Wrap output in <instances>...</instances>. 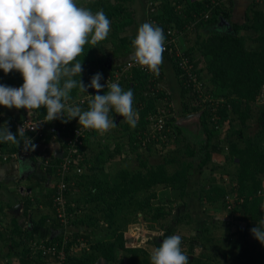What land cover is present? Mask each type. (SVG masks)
Listing matches in <instances>:
<instances>
[{
    "label": "trees",
    "instance_id": "obj_1",
    "mask_svg": "<svg viewBox=\"0 0 264 264\" xmlns=\"http://www.w3.org/2000/svg\"><path fill=\"white\" fill-rule=\"evenodd\" d=\"M143 1L146 4V8L143 9L142 13H140L138 5H134V0L83 1L84 7L91 9L93 13L103 9L111 21V31L106 40L96 45H86L84 53L80 57H77L78 60L82 61L83 71L80 79L85 85H88L91 82L88 76L90 73L92 76L97 74L100 70L110 73L111 70L121 67L122 63L133 56L134 48L132 47V40L137 33L120 34L121 32H125L129 26L137 24L139 26L145 22H153L160 26L165 33L169 28L179 31L196 20L197 16H200L205 11L211 10L210 17L208 19H202L201 22L193 28L192 32H195L194 44L186 43L187 36L190 33L183 34L178 40L180 41L181 50L184 52L183 57L185 60H188L187 67L180 64L181 57L165 50L163 53V64L160 66L159 72H162V78L165 61L172 64L175 76L180 84V93L178 94V98H173L172 94H170V98L172 101L174 99H180V110L182 113L196 112L206 105L204 103L202 104L200 100H196L199 97V93L189 92V89L192 91V88L190 87L188 89L186 87L184 83V79L186 78L183 76L186 75L187 70H191L200 80L205 81V92L210 94L212 98H223V100H219L215 103L209 102L208 106L210 110L209 112L205 111L203 115L202 123L208 136V143L203 160H201L200 163V168H203L211 159L212 152H222L225 147H228L230 149V155L237 159L235 176L238 182L237 186L231 187V190L227 189L223 180L216 183L212 182L211 186L204 191L206 193L205 200L212 204L221 202L222 209H227L229 206L227 197L229 194H234V192H236L237 196H235V201L237 204L239 203V207L242 208L241 210L244 215L242 219H245L247 222L253 221L257 223L264 218V210L261 208L264 203V101L261 102L259 99L260 94L264 90V8H262L258 2H254L246 10L245 21L239 23L235 22L232 18V0H230V5L222 2L223 0H215L216 3L213 4L212 0H174L176 1L175 3L173 0ZM148 1L155 2L157 6L155 11L150 12ZM179 5L181 6L180 8ZM140 16H142V18ZM139 17L143 19V22H138ZM221 18L228 20L231 25L227 33L215 32L214 30V28L218 29ZM202 28H206L210 31L207 36L205 35L206 33L201 32ZM242 31H250V33L247 35L241 34ZM164 35L165 37L167 36V34ZM249 38L256 40L259 45L253 46L251 49L248 48L247 41ZM108 42L111 43L113 50L107 54L99 55V51H102L101 45ZM109 56L112 57V65L110 68L106 67L104 64V60ZM132 74V79L127 82L125 88L126 90L132 89L134 92L133 105L139 117L133 129H131L130 125L126 122L120 124L123 129H127V131H123V135H129L130 146L136 150L143 146L142 143L147 141L145 138V130L150 125L148 117L152 114H158L160 106H158L157 102L163 100L166 91L157 93L155 96H150L152 91L149 90L148 85H156L154 75L150 71L140 68H135ZM158 75L156 74V76ZM75 79H78V77H75ZM150 80L152 81L151 83ZM0 84L10 87L15 85L21 87L23 78L20 73L16 71L5 74L0 70ZM107 90L108 89L104 87L99 94L103 95ZM97 94L98 93L95 91L94 95ZM80 95H82V92L78 89H73L70 93L71 101L76 100V97ZM194 101H198L199 104H194ZM76 104L80 106V99L76 100ZM80 107L83 110H87L88 101ZM214 107H216L215 112L212 110ZM20 110L23 111V114L16 117L17 119H23L26 116L32 117L33 115L29 116L26 109ZM173 111L175 110L173 109ZM32 112L34 114L36 113L39 118L46 117V109L44 108L32 110ZM112 115L116 116V113L111 111L110 117ZM214 115H218L216 123L212 122L211 117ZM177 118L178 116L173 112V116L168 121V124L172 125L175 130H173L174 132H165L166 139L164 140L167 142L173 140V135L176 136L175 138L181 135V130L175 123ZM252 120L257 121L259 130L253 137H245L243 127L249 125ZM55 121H57L61 129H65L64 127L66 126L69 136L73 135L74 128L80 126L78 118L73 120V122L70 121L67 123H63L60 119ZM6 122L10 131L16 134L17 129L14 123L3 120L0 121V125H4ZM226 125L228 126L227 128ZM47 134H49V132H46V135ZM234 134L237 136L236 139H232ZM97 135L98 132L92 131L87 132L85 136L80 138L82 143L78 144L80 153L76 156V159H79L78 164L83 167V169L88 168L91 163H94L93 168L95 169V165L98 163L104 162L108 158L113 160L117 157V154L122 153L120 152V141L117 142L118 145L115 150L108 151L105 145L98 147L97 141H93V138ZM62 137H64V135H62ZM62 143L64 145V141H62ZM17 147L18 146L10 142L0 143V152L10 153L15 151ZM97 148H101V150H99V155L94 157L93 150ZM186 149L189 150L187 154L194 155L195 150L192 149L190 145H186ZM80 154L82 158H79ZM54 160L60 163L62 158L56 156ZM141 161L142 166H147V162ZM172 161H175V159L168 160V163ZM192 167L193 163L191 161L184 160L181 162V168L173 173H170L167 164L163 163L154 167L151 166L146 173L141 170H130L129 167L120 168L117 184L110 190L111 193H114L118 189L120 193L114 201H109L111 208L108 209L104 216V221L108 222V229L103 238L96 237L98 234L105 231V228L97 231L98 218L82 217L78 220L76 208L72 205V201H69L68 212L73 214L74 222H79V225H86L84 232L79 230L71 237L74 239H76V236L84 238L91 249L90 251L83 252L82 255L75 254L70 256V264H93L101 257L110 262V264H122L126 258L131 260L129 264H149L150 259L148 256L150 254L146 250L127 244L129 237L125 234V229L117 222V215L112 205H119L121 196L135 195L161 184L165 187H172L175 192L179 193V196L183 197L186 194L185 190L188 183V174L192 173ZM49 169L50 174L56 173V167H50ZM85 170L89 171V169ZM78 175H80L79 178L77 177ZM84 175L92 178L95 177L93 171L89 175L83 172L80 174L76 173L73 174L71 178L76 181V184H80L83 182L80 177L83 178ZM59 178V175L56 174V181H58ZM72 187L73 185L69 186V192L72 190ZM98 187H102L101 183L98 184ZM55 192L56 185L54 189L48 193V201L45 202L46 206H53V196ZM200 193H202V191ZM69 196L70 194L68 193L67 197ZM202 196L204 197V193ZM155 197L156 193L153 192L147 199L141 200L137 207L144 212L145 217L153 224L162 221L166 215L164 206L155 207L153 205L151 200ZM96 198L104 199L105 197L98 195ZM25 206H27V202ZM27 208L29 207L27 206L26 209ZM52 209L56 214L55 209L53 207ZM241 210L235 205L234 211ZM56 217L58 218L57 214ZM43 223H46L45 217H43V219L41 218L39 221L40 225ZM55 224L56 223L52 226L56 227ZM250 230L251 229L245 231V234H242L241 237L248 234ZM61 234L62 233L58 235V238H62L63 234ZM21 235H23V240H21V242L25 244L24 246L29 250V254L21 261L23 264H38L41 254H34L33 250L28 247V242L35 239L32 232L27 229L21 230ZM44 240L53 242L56 239L48 238ZM160 244L162 243L159 242V245ZM70 246L69 244L67 249H69ZM181 247L184 252L187 250L183 240ZM140 252H142V254ZM261 253L259 255L257 253V256L261 257L258 264H264V251ZM30 255L31 258H29ZM187 255L189 256V264H205L202 259V257L206 255L205 253L196 259H192L189 254ZM225 256H227L226 252Z\"/></svg>",
    "mask_w": 264,
    "mask_h": 264
},
{
    "label": "rangeland",
    "instance_id": "obj_2",
    "mask_svg": "<svg viewBox=\"0 0 264 264\" xmlns=\"http://www.w3.org/2000/svg\"><path fill=\"white\" fill-rule=\"evenodd\" d=\"M175 2L176 1H174V3ZM222 2L230 5V0H223ZM139 20H141L140 17L138 21ZM139 26L138 24L129 26L125 32H121L120 34L137 33ZM206 30V28H202L201 32L206 33L205 35L207 36L210 31ZM214 30L215 32H228L226 25L220 23L218 24V29L214 28ZM249 33L250 31L241 32V34L245 35ZM194 38L195 32H190L187 36L186 43L194 44ZM247 46L250 49L253 48L249 40L247 41ZM101 48L102 51H99V55L107 54L113 50L112 45L109 42L102 44ZM156 81V85H148L149 90L152 91L150 96H155L157 93L163 91H170L175 99L176 97L178 98V94L175 90L180 88V84L175 76L172 64L165 61L163 76L161 80ZM126 82L127 81H124L121 86L124 90H126ZM151 82L152 81L150 80V83ZM83 98L84 94L77 96L76 100ZM175 99L171 101L175 110L173 111L172 109V111L178 116L177 119L184 118L186 115L192 113H182L180 110V99ZM157 103L158 106H161L164 104V100H160ZM111 117L114 119L116 126L104 134L98 133V135L93 138V141H97L98 147L105 145V148L108 151L115 150L118 145L117 142L120 141L119 144L121 145L119 146H121L120 152L122 153L117 154V157L113 160L108 158L104 162L98 163L95 165V169L93 168L94 163H91L88 168H85L89 169V171L83 169V173L89 175L94 171L95 177L92 178L86 175H84L83 178L80 177L83 182L76 184L74 187L76 190H73L74 188L71 190V192H75L74 196L76 198L72 199L71 203L76 208V214H78L77 219L79 220V218L81 219L82 217L98 218L97 231L105 228V231L98 234L96 237L103 238L105 236V232L108 229V222L104 221V216L108 209L111 208L109 201H114L120 193V190L118 189L114 193H111L110 191L113 189V186L117 184L119 177L118 169L129 167L130 170H141L146 173L151 166L154 167L163 163L167 164L169 172L173 173L176 170H179L181 168V162L186 160L191 161L193 167L192 173L188 174L185 196L181 197L172 187H165L161 184L135 195L121 196L119 205H112L113 210H115L117 215V222L125 229V234L129 237L127 244L136 248H142L151 255L154 249L160 246L159 242L162 243L164 238L170 235L179 234L187 248L185 253L189 254L192 259H196L205 253L206 255L202 257L205 264H248L249 261H251L250 257L253 255V252L251 253L253 249L258 255L264 251V245L253 237L251 231L244 237H241L242 234H245V231L259 225V221L256 223L253 221L247 222L246 220L241 219L243 211L241 210L242 208L239 207L240 204H237L235 201V196H237L236 192H234V194H229L228 199L231 201V206H228L227 209H222L221 202L212 204L205 200L206 193L204 191L211 186L212 182L216 183L223 180L228 190H231V187L233 186H237L238 180L235 176L237 159L230 155V149L228 147H225L222 152H212L211 159L203 168H200V163L201 160H203L208 143V136L204 130V126L202 129V127H199L198 125H189V127L187 129L184 128V130L179 126L181 135L177 138L173 135V140L168 142L164 139L154 138L151 134L152 129L147 127L145 130V138H150L145 141V143H142L143 146L134 150L132 146H130L129 135H123V131H127V129H123L120 124L125 122L123 117H117V114L116 116L112 115ZM14 120L15 119H13V123ZM236 126L240 127L239 125ZM227 127L228 126L226 125V128ZM130 128L133 129V127ZM149 130L152 137L149 136ZM258 130L259 125H257V121L253 120L249 125L243 127L245 137H253ZM236 138L237 136L234 134L232 139ZM186 145H190V147L195 150L194 155L187 154L189 150L186 149ZM99 150H101V148L93 150L94 157L99 155ZM38 158L40 157L38 156ZM172 159H175L176 162L172 161L171 163H168V160ZM141 160L147 162V166H142ZM79 176L80 175L77 177L79 178ZM99 183H101L102 187H98ZM201 191L202 193H200ZM153 192L156 193V197L151 200L153 205L155 207L164 206L166 212L162 221L155 224L149 222L145 217L144 212L137 208L139 202L143 199H147ZM203 193L204 197L202 196ZM98 195L104 196L105 198H96ZM235 205H237V208L241 211H234ZM36 206L35 200L34 207ZM261 208L263 209L264 206H261ZM0 223L2 224V221H0ZM54 223H56V227L58 225L57 228L51 225ZM48 224L47 228L51 230L50 232H53L54 230L57 233L66 232V234L71 236L80 230L79 222H73V225L68 226L67 229H62L60 220L56 217L55 212H51V218H49ZM2 228H4V226H2ZM50 235L51 233L49 234L48 232L47 236L49 237ZM78 238L79 237L76 236L75 250L77 251V254L82 255L83 252L87 251L88 245H80L78 243ZM227 238H230L229 244H227ZM19 240L21 239H18V241ZM18 241L16 246L17 250L23 249ZM249 245L251 247H249ZM233 246H236L237 248L236 255L232 254ZM247 248L249 252L248 254L245 252ZM225 252L227 253V256H225ZM140 253L142 254V252ZM20 255L21 256H15L17 257L16 259H11V264H17L15 263L17 259L18 261L23 259V255ZM150 255L148 256L149 259ZM234 256L238 257V262H236ZM130 262L131 260L126 258L122 264H129ZM96 263L110 264V262L102 257L99 258ZM149 264H151V261Z\"/></svg>",
    "mask_w": 264,
    "mask_h": 264
},
{
    "label": "clouds",
    "instance_id": "obj_3",
    "mask_svg": "<svg viewBox=\"0 0 264 264\" xmlns=\"http://www.w3.org/2000/svg\"><path fill=\"white\" fill-rule=\"evenodd\" d=\"M110 31L111 21L103 9L93 13L76 0H0V70L5 74L16 71L23 78L19 88L0 84V107L26 109L29 116L32 110L44 108L52 124L58 125L57 119L67 123L78 118L80 126L100 134L116 126L109 115L114 111L134 128L138 113L133 107L132 89L107 82V92L100 95L105 87L100 82L102 74H95L88 85L80 79L82 61L77 57L86 45L106 40ZM132 47V60L158 75L166 50L163 29L153 22L143 23ZM89 87L98 94L88 95L87 110L69 103L73 89L86 93ZM51 123L46 132H50ZM25 131L22 126L13 134L6 122L0 125V143L19 147L23 142V151H35L37 145ZM250 231L264 245V219ZM181 244V235L167 236L151 253V264H189Z\"/></svg>",
    "mask_w": 264,
    "mask_h": 264
},
{
    "label": "built area",
    "instance_id": "obj_4",
    "mask_svg": "<svg viewBox=\"0 0 264 264\" xmlns=\"http://www.w3.org/2000/svg\"><path fill=\"white\" fill-rule=\"evenodd\" d=\"M216 3L215 0H212V4ZM148 6L150 9V12H153L157 9V6L155 5L154 1H148ZM181 6L179 5V8ZM203 14V15H202ZM200 16H197L196 20H194L192 23L186 25L185 28L182 30H173L172 28H169L166 30V33L164 31V34H167L165 37V49L169 51L170 53L177 55L181 57L180 64L184 67H187L188 60L183 57L184 52L181 50L180 47V41L179 38L185 33L192 32L193 28L197 26L199 22H201L202 19H208L211 15V10L205 11ZM135 68L144 69L146 71H149L147 68L141 67L138 65L134 60H132V57L130 59H127L124 63H122L121 67L115 68L110 71V73L106 71L100 70L98 73L102 74L101 84L105 85L107 82H118L120 86H122L124 81H129L132 79L133 76V70ZM93 71V70H92ZM152 73V72H151ZM154 75V80H161V73L160 75L156 76L155 73H152ZM89 79H91L93 76L90 73ZM184 83L186 87L189 89L192 88V91L189 89V92L192 93H199V97L196 100H200L201 103L206 104L205 107H202L201 111L209 112V102H217L219 100H223V98H212L210 94H207L205 92L206 83L203 80H200L196 74L192 73L191 70L186 71V75L183 76ZM126 82V83H127ZM157 82V81H156ZM20 86L15 85L13 88H19ZM107 88V87H106ZM195 91V92H194ZM95 90L92 88H89V90L84 93V98L80 99V106L87 102L89 100V96H95ZM170 91H166V96L163 98L164 104L159 107L158 114H152L149 115L148 119L150 121V125L148 128H151L152 133L149 130V136L151 134L154 138L157 139H166L165 132H174L175 128L168 124V121L173 116L174 105H172V101L170 98ZM259 99L263 102L264 101V90L259 96ZM69 103L76 104V100L69 101ZM194 104H199V102L194 101ZM173 107V108H172ZM214 112L216 111V107L212 109ZM200 111V110H199ZM212 122L216 123V118H218V115H214L211 117ZM210 118V119H211ZM76 120V119H73ZM71 120V122H73ZM53 122V121H51ZM70 122V121H69ZM49 121H47L46 117L39 118L37 117V114L32 115V117H24L23 119H17L14 120V125L16 129L24 126L26 129L25 135L30 138L34 144H36L39 140H42L46 136V131L48 129ZM65 125V124H64ZM63 125V126H64ZM171 126V127H170ZM63 131L65 132L63 141H64V155L62 156V161L60 163H57L55 160L51 162L48 159H44V166L45 167H56V174L59 175V180L56 181V192L53 196V208L56 211V214L60 220L62 229H67L68 226L73 225L74 217L72 213L68 212V193H69V186L74 184L73 178L71 176L73 174H80L83 172V167H81L78 164L79 159H76V156L80 153V148L78 147V144L82 143V140H80L81 137L85 136L87 132H92L93 130L85 129L82 126H78L74 128V133L72 136H69L68 129H66V126L64 127ZM34 129V130H33ZM151 133V134H150ZM152 137V136H151ZM150 138V137H149ZM149 138H146L147 140ZM33 155V151L25 152L23 151V142H21L20 146L17 147L15 151H12L10 153H3L0 152V159L7 161L9 158H17L19 156H29ZM58 157V151L54 153V157ZM80 156V157H79ZM78 157L82 158V155L80 154ZM70 177V178H68ZM264 189V188H263ZM229 197V196H228ZM227 197V199H228ZM229 206H231V201L228 199ZM65 231V230H64ZM63 234V235H62ZM62 238H58L53 242H48L43 240H30L28 242V247L33 250L34 254L40 255V261H38V264H70V256H73L77 254L76 249V239L74 240L71 235L66 234V232H62ZM78 243L82 246L88 245L87 251H90L89 244L84 238L79 237ZM77 243V244H78ZM71 245L69 249H67L68 245ZM69 250V251H68ZM97 262V261H96ZM94 262L93 264H97Z\"/></svg>",
    "mask_w": 264,
    "mask_h": 264
},
{
    "label": "crops",
    "instance_id": "obj_5",
    "mask_svg": "<svg viewBox=\"0 0 264 264\" xmlns=\"http://www.w3.org/2000/svg\"><path fill=\"white\" fill-rule=\"evenodd\" d=\"M83 1L84 0L78 1L77 4L79 6H84ZM232 1V18L235 22L239 23H243L245 21L246 10L254 2H258L261 7L264 8V0ZM135 4L138 5L140 13H142L143 9L146 8V4L143 0H134V5ZM140 17L142 18V16ZM138 22H143V19L139 20ZM248 40L252 47L259 45V43L254 39L249 38ZM175 91L177 94H179L180 88ZM22 114L23 111L20 109L17 110L15 108L7 109L0 107V121L7 120L8 122L13 123V119H16V117H19ZM55 123H57V121H55ZM64 134L65 133L63 129H61L59 125L51 124L49 134L36 143L37 148L35 151H33V155H29L25 160H20L19 157L9 158L7 161L0 159V221H2V224H0L1 226H4V228H0V264H11V259L17 258L15 256H21L20 254H22L24 259L26 255L29 254V250H27L28 248H26L21 242V240H23L21 230L23 231L27 229L28 231L32 232L34 238L37 240L48 238L57 239L58 235L60 234L55 230L50 232L51 230L47 228L49 225V218H51V212H53V206H46L45 202L48 201L49 191L54 189L57 182L56 173H49V168L51 166L45 167L44 159L49 158V160L53 162L54 153L56 151L59 153L61 150H63L64 145L62 143V135ZM38 156L40 158H38ZM41 184H43V186ZM75 186L76 181L74 180L72 188ZM20 188L23 189L19 192ZM73 190L76 189L74 188ZM69 194V201H72V199L76 198L74 196L75 192L70 191ZM35 200L37 205L36 207H34ZM26 202L27 206L29 207L27 209V206H25ZM262 206H264V203ZM243 216L244 215H242L241 219ZM43 217L46 218V223H43L44 225H40L39 221L41 218L43 219ZM79 228L82 232H84L86 225H79ZM48 232L49 234L51 233L49 237L47 236ZM18 239L21 240L18 241ZM227 239V244H229L230 238ZM17 241L19 242V245L23 247V249L17 250V243H15ZM249 247L251 246L249 245ZM248 248L245 250L247 254L249 253ZM252 252L253 255L250 254L251 261H249L248 264H258V261L261 259V257L257 256V252L254 249L251 251V253ZM232 254H237L236 246H233ZM29 258H31V255ZM234 258H236V262H238V257L234 256ZM21 260L18 261L17 259L15 263L23 264Z\"/></svg>",
    "mask_w": 264,
    "mask_h": 264
},
{
    "label": "water",
    "instance_id": "obj_6",
    "mask_svg": "<svg viewBox=\"0 0 264 264\" xmlns=\"http://www.w3.org/2000/svg\"><path fill=\"white\" fill-rule=\"evenodd\" d=\"M220 24L222 25H226V27L228 29L231 28V25L230 23L228 22V20L224 19V18H221ZM104 64L106 67L110 68L111 65H112V57L109 56L105 61H104ZM203 115H204V112L203 111H196V112H192L191 114H188L186 115L184 118H181V119H177L176 120V125L177 126H180L183 128H188L189 125H198L199 127H202L203 129V123H202V119H203ZM117 117H119V115H117ZM64 155V151L61 150L59 153H58V157L62 158V156ZM19 159L20 160H25L26 157L25 156H19ZM23 188H20L19 189V192L20 190H22Z\"/></svg>",
    "mask_w": 264,
    "mask_h": 264
},
{
    "label": "flooded vegetation",
    "instance_id": "obj_7",
    "mask_svg": "<svg viewBox=\"0 0 264 264\" xmlns=\"http://www.w3.org/2000/svg\"><path fill=\"white\" fill-rule=\"evenodd\" d=\"M43 186V184H41Z\"/></svg>",
    "mask_w": 264,
    "mask_h": 264
}]
</instances>
